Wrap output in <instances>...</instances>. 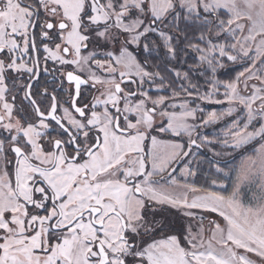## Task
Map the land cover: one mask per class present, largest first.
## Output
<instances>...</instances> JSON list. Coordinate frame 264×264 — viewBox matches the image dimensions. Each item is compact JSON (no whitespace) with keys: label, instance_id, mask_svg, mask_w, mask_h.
<instances>
[{"label":"snow or ice","instance_id":"1","mask_svg":"<svg viewBox=\"0 0 264 264\" xmlns=\"http://www.w3.org/2000/svg\"><path fill=\"white\" fill-rule=\"evenodd\" d=\"M0 264H264V0H0Z\"/></svg>","mask_w":264,"mask_h":264},{"label":"rangeland","instance_id":"2","mask_svg":"<svg viewBox=\"0 0 264 264\" xmlns=\"http://www.w3.org/2000/svg\"><path fill=\"white\" fill-rule=\"evenodd\" d=\"M209 106L216 107L217 109H214L216 111H221V110H223L226 107V105H209ZM227 123H228V119H226L224 121H221L220 123H218L216 125H213V126L207 128V129H203L202 131H204L206 134H209L210 136L223 135V131L222 130L224 129V127H225V125ZM249 153L250 152L246 153L245 155H248ZM241 159H243V157L239 156L238 159H237L238 161L236 162V164L235 163L234 164L235 165H239ZM232 165H233V163L230 164L229 167H231Z\"/></svg>","mask_w":264,"mask_h":264},{"label":"trees","instance_id":"3","mask_svg":"<svg viewBox=\"0 0 264 264\" xmlns=\"http://www.w3.org/2000/svg\"><path fill=\"white\" fill-rule=\"evenodd\" d=\"M208 108H209L210 110L217 109L216 107H213V106H208ZM257 147H258V145H257ZM246 153H248V152H245V154H246ZM249 154H250V153H249ZM236 156H237V159H238V157L240 156L239 153H236ZM237 159H236V160H233L232 157H226V158H225V160L229 162V166H230V164H232V163H233V164H234V163L236 164V162L238 161ZM206 179H210V177L207 176V173H205V176H204L203 178H199V179L197 180V183L200 184V185H205V183H206Z\"/></svg>","mask_w":264,"mask_h":264}]
</instances>
